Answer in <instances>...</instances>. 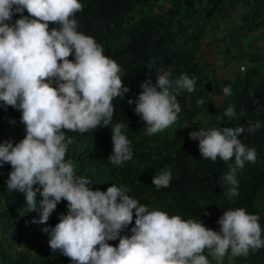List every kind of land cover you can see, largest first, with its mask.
I'll return each instance as SVG.
<instances>
[{
  "label": "clouds",
  "instance_id": "obj_1",
  "mask_svg": "<svg viewBox=\"0 0 264 264\" xmlns=\"http://www.w3.org/2000/svg\"><path fill=\"white\" fill-rule=\"evenodd\" d=\"M84 1L0 0V101L21 110L26 130L18 143L0 145V166L11 165L8 190L24 192L28 211H40L39 221L33 223H46L57 204L67 201V214H61L54 227L43 229L52 252L74 264H210L207 250L223 264L226 256L247 257L264 248L260 217L243 207L224 211L218 220L220 230L215 231L200 220L150 211L127 194L128 188L117 186L120 182H111L105 191L93 190L89 179L76 174L74 162L66 159L73 143L66 133L83 134L100 125L109 128L117 120L113 100L129 91L121 66L81 28ZM16 13L19 18L9 23ZM195 85V77L187 73L173 78L170 68L157 69L155 83L151 77L142 82L135 101L134 111L147 125L144 142L135 148L126 132L130 124L116 123L106 139L95 142L98 161L119 169L155 161L161 144L155 136L178 127L177 97L185 90L194 92ZM223 92L232 94L228 86ZM203 103L197 100L198 106ZM224 115L231 120L234 107L230 105ZM260 127L257 121L247 132L255 134ZM185 128V142L204 159L227 163L234 157V166L221 183L230 186L229 199L239 196L237 171L245 162L257 160L256 149L239 139L245 128L200 127L192 132ZM192 139L199 140V147ZM172 176L168 169L156 170L149 182L157 189L167 188ZM37 193L42 197L39 202ZM133 210L132 235H124Z\"/></svg>",
  "mask_w": 264,
  "mask_h": 264
},
{
  "label": "trees",
  "instance_id": "obj_2",
  "mask_svg": "<svg viewBox=\"0 0 264 264\" xmlns=\"http://www.w3.org/2000/svg\"><path fill=\"white\" fill-rule=\"evenodd\" d=\"M23 14L28 15L27 10ZM19 16L14 14L9 23ZM79 22L87 35L103 46L104 54L121 66V79L129 91L113 100L117 120L109 128L100 125L83 134L66 133L73 140L66 159L74 162L76 174L89 179L93 190L105 191L111 182H120L117 186L128 188L127 194L150 211L200 220L215 231L220 230L218 220L224 211L243 207L260 217L264 230V0H85ZM211 51L218 53L220 66L228 68L226 75H220L214 63L205 59ZM160 68H170L173 78L187 73L196 79L194 92L185 90L177 97L181 106L178 127L153 135L161 141L155 161L120 169L99 162L95 142L99 137L106 139L116 123L130 124L126 132L135 148L144 142L147 125L135 113V101L141 83L149 77L155 83ZM225 86L230 87L231 95H225ZM199 99L203 105H197ZM230 105L236 112L231 120L224 115ZM21 116V110L0 101V145L24 138ZM257 121L260 129L248 133L247 128ZM241 125L245 133L239 139L256 149L257 160L245 162L237 171L239 196L229 199L226 192L230 186L223 185L221 177L234 166V157L227 163L219 158L216 162L204 159L185 142L182 127L192 132L200 127ZM193 141L199 147V140ZM165 169L173 175L170 186L153 187L150 173ZM11 170L10 164L0 166V264H74L52 252L44 241L49 235L43 229L54 227L61 214H67V201L57 204L46 223H33L39 221L40 211H28L24 192L8 190ZM36 199H42L39 193ZM134 225L135 210L132 223L122 233L131 236ZM204 254L210 264H217L207 250ZM223 264H264V248L250 251L247 257L230 260L226 256Z\"/></svg>",
  "mask_w": 264,
  "mask_h": 264
},
{
  "label": "rangeland",
  "instance_id": "obj_3",
  "mask_svg": "<svg viewBox=\"0 0 264 264\" xmlns=\"http://www.w3.org/2000/svg\"><path fill=\"white\" fill-rule=\"evenodd\" d=\"M205 45H207V43H205ZM207 61H209V62H213L214 63V66H215V68H214V70L216 71L217 69V72L220 74V75H226L227 73H228V68L227 67H225L224 65H223V68L220 66V64H222V62H221V60L219 61V59H218V53H216V52H214V51H211L210 52V55H209V57L208 58H205ZM241 66H244V64H241L239 67H240V69L242 70V68H241ZM216 97V96H215ZM214 97V98H215ZM45 240H49V238L48 239H45Z\"/></svg>",
  "mask_w": 264,
  "mask_h": 264
}]
</instances>
